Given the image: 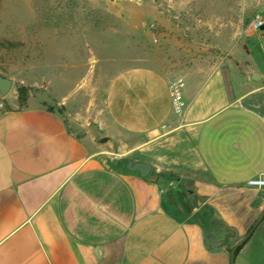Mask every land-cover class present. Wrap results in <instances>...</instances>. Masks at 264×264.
I'll use <instances>...</instances> for the list:
<instances>
[{
    "label": "crops",
    "instance_id": "1",
    "mask_svg": "<svg viewBox=\"0 0 264 264\" xmlns=\"http://www.w3.org/2000/svg\"><path fill=\"white\" fill-rule=\"evenodd\" d=\"M133 35L0 111V264H232V239L264 211V188L248 186L264 172V72L238 51L235 64L175 62L167 33L136 53ZM235 264H264V220Z\"/></svg>",
    "mask_w": 264,
    "mask_h": 264
},
{
    "label": "rangeland",
    "instance_id": "2",
    "mask_svg": "<svg viewBox=\"0 0 264 264\" xmlns=\"http://www.w3.org/2000/svg\"><path fill=\"white\" fill-rule=\"evenodd\" d=\"M160 13L170 20L168 29L160 25ZM261 13L264 0H0V69L14 77L10 93L0 96V111L18 101L20 85L30 89L29 97L51 94L46 82L50 74L59 75L68 63L91 64L93 47H121L125 33L133 30L136 53L140 41L143 51L160 49V35L167 33L175 62L235 64L238 51L240 58L264 72V30L247 33ZM137 21H142L141 29H136ZM150 24L157 27L156 40ZM58 89L66 93V88ZM212 212V224L225 225L217 211ZM241 239L236 235L229 250Z\"/></svg>",
    "mask_w": 264,
    "mask_h": 264
},
{
    "label": "built area",
    "instance_id": "3",
    "mask_svg": "<svg viewBox=\"0 0 264 264\" xmlns=\"http://www.w3.org/2000/svg\"><path fill=\"white\" fill-rule=\"evenodd\" d=\"M155 40L157 39V27L155 24H150ZM264 28V13L257 14L247 27V33L250 35L256 34L258 31H263ZM185 81L183 78H177L170 83L169 93L172 102L173 110L176 114L182 115L186 109L187 103L184 98L183 89ZM248 186L256 189L264 188V172L258 178L251 179Z\"/></svg>",
    "mask_w": 264,
    "mask_h": 264
},
{
    "label": "water",
    "instance_id": "4",
    "mask_svg": "<svg viewBox=\"0 0 264 264\" xmlns=\"http://www.w3.org/2000/svg\"><path fill=\"white\" fill-rule=\"evenodd\" d=\"M259 76L260 75L258 73H254L252 77L253 79L257 80L259 79ZM13 85H14V77L10 75L9 73L5 72L4 70L0 69V96L2 98H5L12 90ZM126 166L128 170L132 172H139L140 175L143 177H147L152 170L151 164L146 163V162H133V160H130V159L127 160ZM263 220H264V211L254 223L253 228L232 248L231 250L232 264H235L236 251L238 247L243 245L253 235L256 228L259 226V224Z\"/></svg>",
    "mask_w": 264,
    "mask_h": 264
},
{
    "label": "trees",
    "instance_id": "5",
    "mask_svg": "<svg viewBox=\"0 0 264 264\" xmlns=\"http://www.w3.org/2000/svg\"><path fill=\"white\" fill-rule=\"evenodd\" d=\"M17 91H18V103L20 106H24L26 105L28 99H29V91L30 89L27 86H23L20 85L17 87ZM254 223L250 226V228L248 229V232L253 228ZM250 240V238L240 247H238L237 251H236V256L239 254V252L241 251V249L244 247V245H246V243Z\"/></svg>",
    "mask_w": 264,
    "mask_h": 264
}]
</instances>
